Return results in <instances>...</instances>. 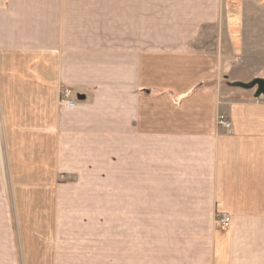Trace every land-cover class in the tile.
Masks as SVG:
<instances>
[{
  "label": "crops",
  "instance_id": "1",
  "mask_svg": "<svg viewBox=\"0 0 264 264\" xmlns=\"http://www.w3.org/2000/svg\"><path fill=\"white\" fill-rule=\"evenodd\" d=\"M241 4L0 0V264H264V99L219 83L264 65V0ZM107 144L112 233L72 197L100 185L58 184Z\"/></svg>",
  "mask_w": 264,
  "mask_h": 264
},
{
  "label": "rangeland",
  "instance_id": "2",
  "mask_svg": "<svg viewBox=\"0 0 264 264\" xmlns=\"http://www.w3.org/2000/svg\"><path fill=\"white\" fill-rule=\"evenodd\" d=\"M233 1H234L235 8L240 9L242 7L241 0H233ZM238 34L241 35V33H238ZM246 35L248 36V33ZM252 35L257 36V37H264V33H261V34L249 33V36H252ZM253 43L254 45L260 44L258 40H255ZM261 50L264 51V49H261ZM251 51H253L254 53L256 52V50H251ZM221 71L225 72L226 74V76L223 77L219 82L221 88L223 89L232 88L236 90L237 87H232L228 83L232 82L233 79H235L236 77L250 78L257 74L258 75L264 74V65L255 64V65H250V66H244V65L222 66ZM249 80H251V78ZM80 93H83V92L76 90L69 85H66V84L60 85L59 90H58V98H57V105L59 109L75 108L77 106H81V104L83 103V99L79 100L76 97ZM68 104L70 105L72 104V105L68 106ZM0 166H1V169H3V172L6 174V145H5L3 136H2L1 127H0ZM93 172L96 175L98 173L100 175L91 176ZM93 172L88 171V175L82 176V178L72 176L71 179L69 178V182L61 181L63 178L59 177L58 184L69 183V184H74V185H78V184L100 185V188L104 189L103 192H75V193H72V197H74V200L76 201H85V203L87 201H91L92 202V205H90L91 207H88V203L86 205L87 212L88 211H90L91 213L95 212L96 214L98 212L103 213V215L105 216V221L107 222L105 225V232L112 233L113 232L112 215H113V202H114L112 145H109V144L106 145V155H105L104 165L103 164L100 165L99 171L96 169V170H93ZM5 178L9 180L7 175ZM9 195H10L11 200H13L14 194L9 193ZM60 195H65V194H60Z\"/></svg>",
  "mask_w": 264,
  "mask_h": 264
},
{
  "label": "water",
  "instance_id": "3",
  "mask_svg": "<svg viewBox=\"0 0 264 264\" xmlns=\"http://www.w3.org/2000/svg\"><path fill=\"white\" fill-rule=\"evenodd\" d=\"M232 87L241 88L244 90H253V96L255 98H263L264 99V78L263 77H254L251 80L245 81H232L228 83ZM80 99H83L84 96L80 95Z\"/></svg>",
  "mask_w": 264,
  "mask_h": 264
},
{
  "label": "built area",
  "instance_id": "4",
  "mask_svg": "<svg viewBox=\"0 0 264 264\" xmlns=\"http://www.w3.org/2000/svg\"><path fill=\"white\" fill-rule=\"evenodd\" d=\"M81 94H78L76 97L77 99L80 100V96ZM72 105V104H71ZM70 104H68V106H71ZM217 123L218 125H221L222 127L225 128H230L231 123L228 120L227 116L223 113L219 114L218 118H217ZM230 217L228 215H222L220 214L217 218V223L220 227H226L229 223Z\"/></svg>",
  "mask_w": 264,
  "mask_h": 264
}]
</instances>
